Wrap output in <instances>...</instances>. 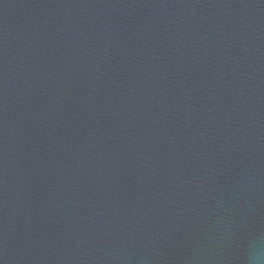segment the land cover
Masks as SVG:
<instances>
[{
	"label": "water",
	"instance_id": "water-1",
	"mask_svg": "<svg viewBox=\"0 0 264 264\" xmlns=\"http://www.w3.org/2000/svg\"><path fill=\"white\" fill-rule=\"evenodd\" d=\"M0 264H264V0H0Z\"/></svg>",
	"mask_w": 264,
	"mask_h": 264
}]
</instances>
